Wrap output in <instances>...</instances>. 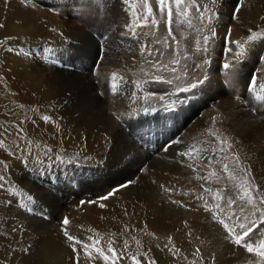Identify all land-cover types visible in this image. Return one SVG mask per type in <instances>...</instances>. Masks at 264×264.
I'll list each match as a JSON object with an SVG mask.
<instances>
[{"label":"bare ground","instance_id":"6f19581e","mask_svg":"<svg viewBox=\"0 0 264 264\" xmlns=\"http://www.w3.org/2000/svg\"><path fill=\"white\" fill-rule=\"evenodd\" d=\"M39 1L62 4L69 9L76 0ZM107 1L116 5L117 12L115 13L111 9L110 20L104 22V25L102 24L99 29L84 34L85 37L82 34L80 40L75 35L76 33H66L67 31L64 32V30H56L53 38L48 37L47 29L50 26L44 16L27 11L21 0H0V49L5 47L0 54V70L4 79L10 83H7L9 86L0 87L1 121L3 122V115L11 117L13 121L19 123H16L17 128L28 131L33 138H38V141L39 139L44 140L47 146L60 151L67 149V152L68 150L79 152L81 148H91L93 143L101 141L96 149L88 151L86 155L79 152L76 156L77 160L73 161L74 164L63 169L64 166L59 163L61 157L58 156L53 155L44 160L24 158L18 129L0 125V141L3 142L0 144V152L5 151L13 154L14 160L11 159L12 161H10L11 166H13L10 172V180L18 187L17 189L4 188L0 193L2 198H5V204L2 200V206H0V225L5 226L3 228L5 232L0 228V264L5 263L4 256L11 264L17 261L19 264H77V257H79V264H105V261L92 248L89 251H92L96 260L89 261L84 256L82 244L91 245L95 240L100 241L96 247H100L109 256L111 253L107 252L108 242L112 241V247L116 250L117 255L123 257L118 259L116 264H132L128 256L132 253H138L136 249L132 248L135 241L133 236H143L150 239L148 244H144V247L151 249L155 256L160 257V260L158 259L159 264H168L173 260L176 264H248L249 261H252L253 264H257V262L264 264V261H261V258L255 253H248L246 248L235 245L230 239L225 240L224 236L227 234L224 232L223 226L217 222L218 219H224L229 223L227 211L230 210V207L223 195L235 196L239 200V196L242 194L240 191V184L242 183L235 184L238 179L244 178L242 173L236 179H229L227 174L232 170H241L245 167L253 181L264 180V150L262 152L256 151L257 154L254 153V156L251 154L245 165L242 163L237 166L232 161L227 172L224 171V165L227 162L221 154L214 152L208 155L200 153L197 155L196 153L200 149L197 144L189 148L192 156L194 155L193 159L181 156L179 160L174 161L173 165L161 163L158 166L155 165V154L153 155L145 147L151 144L139 136H135V139L128 136L131 117L135 115L133 111L144 103L159 100V97L165 92L168 93L170 88L169 84L156 82L154 79L143 75L140 68L141 66L145 68L147 65L144 63L147 59L146 56L141 58H144V61L138 58L140 61V63L137 61L138 64L128 63L130 60L128 58L134 59V54L139 51L141 46H147L150 50H164L173 53V55L177 50H183L185 53L189 50L188 55L197 64L201 63L203 59L209 61L200 69L203 73H210L209 71L218 68L224 70L222 65L231 63L237 70L239 80L246 82L252 76V72L244 58L249 55L257 57L264 46L261 45L264 40H258L252 47L246 48L245 55L239 64L236 63L234 52L225 51V47L228 46L226 39L228 29L231 28H228V19L223 14L232 15L237 0H224L223 3L219 0H215V3H212V0H200L201 4L211 7L215 13L211 20V24L217 33L214 38L208 33L207 20L203 24V31L196 30L195 26L200 25L198 19L193 20L194 27L189 28L188 20L191 18V11L189 17H185L182 14H177V9L172 5L174 12L172 28L175 39L168 37L166 15L161 20L159 28L151 25L149 21L148 27L137 29L139 35L136 37L131 35L129 26L144 23L139 18L141 11L146 13L144 0ZM148 5L153 8L156 18L160 20L157 0H148ZM120 11L122 12L120 13ZM206 16H211V13H206ZM261 17H264V0H244L238 18L248 28L258 32L256 24L261 20ZM231 30V40L243 41L250 35V33H244V29L243 31L239 28H232ZM144 32H155L156 35H143ZM203 35L210 36L209 50L197 53L196 42L201 40ZM157 38L162 41L167 39L171 48L164 49L163 44L155 43ZM174 41L178 45L174 46ZM184 43L188 45V48L185 47ZM9 47L13 51L9 52ZM61 47L67 48L66 50L71 49L81 59L91 62L100 59V62H104V64H109L110 58L107 52L117 55L116 58L119 57L118 66H113L121 72L116 75L117 80L115 81L120 89L118 93L114 95L111 91L112 77L93 80L92 78L75 76L76 78H61V83L57 82V78H38L41 76L40 69L42 68L38 67L37 63L30 62L36 52L40 50L44 54V58H47L51 52L49 57H52V63H57L56 58ZM231 47L235 49L234 44ZM90 50L93 52L90 53ZM101 50L102 55L98 58ZM235 51H239V49H235ZM145 53L148 56V53ZM224 55L226 59L222 58ZM176 57L178 58V56ZM120 59H122L121 62ZM220 59L224 61L219 62ZM46 60H43V65H45ZM187 63L191 64L189 60ZM121 77L123 78L122 81L120 80ZM137 80L142 85L140 89L135 87L134 82ZM207 83L215 84L217 82L208 79ZM215 88L220 91L222 85L217 83ZM246 92L244 90L239 96L236 105L248 103L255 107L257 100L252 97L247 99ZM215 101L216 97H207L198 106L199 110L204 113L205 119L207 118L206 120L212 119L214 112L220 115V106L214 104ZM186 103L185 98L184 104ZM157 104V107L148 111L152 110V116L155 115L154 111H157L158 117L167 120V117L163 118L165 116L162 114L163 104L159 107ZM164 104L166 105V102ZM181 105L182 102H177L174 111L180 110ZM90 107L99 109V111H107L108 116L110 114L113 117H115L114 114L123 115L119 120L114 118L115 125L108 133L107 130H99L92 137L93 139H90L88 137L91 128L89 124L90 115L88 117L85 112ZM207 107L208 109H206ZM259 109L260 106L257 105V108L252 109L250 114L258 115L261 112ZM187 115L182 116V125L188 120L189 115ZM43 116H48L50 119L45 121L42 119ZM168 117L172 118L173 115L171 114V117L168 115ZM231 128L235 130L234 134L241 138L246 134L247 128L244 126ZM173 129L174 127L169 130L168 127L161 132L159 130L153 131L151 134L155 135L157 139L159 136L165 138L169 133H172ZM222 129L226 131L224 127ZM254 133L252 135L257 136V138L254 137V140H251L247 146L253 152H255L254 149L257 145L254 141L264 142L262 132L255 131ZM101 135H105V137ZM155 138L152 140L157 141ZM204 140L210 146H217L218 140L213 136ZM167 143V147L173 145L174 140ZM201 146L205 148L203 143ZM160 148H164L163 144ZM175 148L171 147L168 152H185V149L181 147ZM3 161L7 165L6 171L8 172L10 164L6 160ZM189 163L193 165V168L187 166ZM141 168L144 170V174L151 173L156 169L160 170L164 180L177 186L176 188L180 193H184L187 188L198 189L199 191H195L197 198L200 199L199 197L203 196L202 200L206 198L207 201L211 202L212 212L214 210L216 215H220V217L217 216V219H214L212 212L205 211V205L200 200L199 205L201 206L195 207L196 202L186 204L182 197L183 194L180 195L179 192L175 194L170 193V191L161 192L158 189L148 187L145 183H139L137 179L139 177H136V174ZM209 173H215L213 178L209 176ZM84 174L88 176V179L82 182L79 180L81 186L78 185V187L81 188L78 191H73L71 182ZM197 176L208 177V179H197ZM51 177L54 178L53 185L48 182ZM246 179L248 182L251 180ZM133 180L136 183L121 189L108 200L99 199L104 190L109 192L113 188ZM214 181L216 183H213ZM46 188L47 190H44ZM29 195L33 198L32 202L27 200ZM174 195L179 201L178 205L167 204L169 200L166 197L170 198ZM81 201L85 203L81 204ZM66 203L74 211L69 218L70 234L82 242L75 245V252L72 242L66 240L62 231L64 229L60 227L62 220L66 217L61 214L60 205ZM101 203L105 204L106 207H99ZM217 204L219 208L215 207ZM25 205H30L31 211L24 207ZM231 210L235 209L231 208ZM249 217L251 220L256 219V216L249 215ZM30 220L36 224L33 226L34 229L27 224ZM137 229L141 232L133 235ZM38 230L42 231V235L36 238ZM17 232H21L22 235L18 236ZM259 233L260 237L252 242L254 247L260 243L261 239H264V230H260ZM90 237L91 239H89ZM169 237L172 238L171 243H169ZM65 241L70 244L71 253L69 255L64 245ZM203 241L208 244V247L204 245ZM125 242H127V248H125ZM38 245L41 251L38 256H35L32 248H36ZM169 248H178L179 253L170 252L168 251ZM19 252H25L26 256L18 254ZM108 264L111 262L109 261Z\"/></svg>","mask_w":264,"mask_h":264},{"label":"rangeland","instance_id":"374dc122","mask_svg":"<svg viewBox=\"0 0 264 264\" xmlns=\"http://www.w3.org/2000/svg\"><path fill=\"white\" fill-rule=\"evenodd\" d=\"M21 1H22V5L27 9V11L32 12V13L37 14V15H40V16H44L46 18L45 20L48 21L49 26H50V28L47 29L48 37H51V38L54 37L56 30H64V32L67 31L66 33H70V32H73V34L76 33L75 35L78 36L79 39L81 40L82 34H83V37H85L84 34H86L87 32H90V31L93 32V31L99 29V27L102 26V24L104 25V22L110 20L111 9L115 13L117 12L116 5L110 4L107 0H76L73 2L72 6H70L69 9H67L65 5H62V4L59 5L57 3H51L49 1H44V2L39 1V0H21ZM219 1L221 3L224 2V0H219ZM121 12L122 11H120V13ZM223 15H224V17H226L228 19V23H227V24H229V25H227L228 28H231V29L232 28H234V29L239 28L242 31L244 29V33H246V34L250 33L249 32L250 28H248V26L246 24H244L243 21L240 20V18L233 20L232 19L233 14L232 15L231 14H229V15L223 14ZM256 26H257L256 28H257L258 32L261 31L262 29H264V20H262V19L259 20V22L256 24ZM36 32L40 33V31H38V30H36ZM49 33H50V36H49ZM8 44H10V43H8ZM184 44L186 45V43H184ZM173 45L175 46L178 44L176 41H174ZM261 45H264V41H263V43L261 42ZM185 47L188 48V45H186ZM4 49H5V47H2L0 49V54H2ZM66 49L67 48H65V47L60 48V52L58 53V56L56 58L57 63H55V62L52 63V57L51 56L49 57L51 52H49V55L47 58H44V54L41 53L40 50H38L36 52L35 56L31 59L30 62L34 63V64L37 63L36 65L38 67L42 68V69H40L41 70V76L38 78H57V82L61 83V78H76V77L80 76L83 78H92L93 80H96V78H111L113 73H116V75L121 73L120 71H117L116 68L113 66V65L118 66L117 63H119V57L116 58L117 55H115L113 53L108 54V52H107V55L110 58L108 61L109 64H104V62L103 63L100 62V59H96L93 62L88 61L86 59H81L77 56L75 51H74L75 53H73L71 49L70 50H66ZM114 49L117 50L116 48H114ZM90 51H91L90 53L93 52V50H90ZM261 51L257 57H252L251 55H249V56H246L247 58L246 57L244 58V61L246 62L248 68L252 72V76L249 77V79L246 80V82L239 80L237 70H235L234 67H232L228 70H225V69L220 70L221 68H218L217 70L209 71L210 73H207V72L203 73L202 70L198 69V71H196L194 74H191L192 78H194V79H192V82H195V78H203L204 75H207L210 80H215L218 84L222 85V89L220 91H217V89L215 88V85L217 83L213 84V83H207L206 82L199 89L193 90L195 95H193V92L181 93V92H179L177 85L187 86V82L190 78L189 75H182L181 74L182 75V81H177L174 79V77L169 72L162 71L161 73H159L160 75L164 76L165 78H173V84L170 85V88L168 91L169 94L165 92L162 94V96L165 97L164 100L161 101L159 99L157 101H152L150 103H144V104L140 105L136 110L133 111V113L135 115H133L131 117L132 120H131L129 129H128V131H129L128 136L130 138H134V139H135V136L141 137L142 140L146 139L148 141V143H150L151 145H148L145 147L153 155L155 154L154 155L155 160H156L155 165H158V166H160L161 163H168V164L173 165L175 160L177 161L180 159L179 158V157H181V155L179 153L180 151L168 152L171 147H176V148L181 147V148L185 149V152H188L190 146L193 147L195 144L200 146L199 152L196 153L197 155L199 153L202 155H208L210 153L216 152L218 154H221L222 157L224 159H226L228 166H229V164L230 165L232 164V161L236 164V161H235L236 157L239 158L240 164L243 163L245 165V162L247 161L248 157L251 154L254 156V153L257 154L256 151L259 150L262 152L264 150V148H263L264 142L259 141V140L254 141L255 145L257 144L255 146V149H254L255 152H253L250 148H247V146L249 145L248 143L251 140L253 141L254 137L257 138V136H255V135L253 136L252 133L257 131V132H262V134H264V110H263L264 109V99L263 100L262 99H260V100L256 99L257 96H263L264 95V87L257 86L254 88V91L252 93H248V91H247V88H248L253 76H258L260 79V84L264 85V76H259V74H264V60L260 59V57L264 56L263 55L264 54V46L262 47ZM174 53H175V56H178V58L183 57L185 55L189 56L188 55L189 50L186 51V53L183 50H181V51L177 50ZM98 55H99L98 58L101 57L102 50L99 52ZM134 55H135L134 59L128 58V59H130L128 61V63H137V61L139 59L144 61V58L141 59L142 55L140 54V51L136 52ZM143 56H146L148 60H154L155 61V60L159 59L161 63L168 64L169 67L173 66L169 63V60H170L169 52L165 51V55L163 57H160L158 50H152L151 56L148 55L149 56L148 57L146 53ZM222 58L226 59V56L224 55V56H222ZM45 59H47V60L45 62V65H43V63H44L43 60H45ZM223 59H220L219 62H222ZM121 61H122V59H120V62ZM189 61L191 62V64L196 63L191 59ZM138 63H140V61H138ZM182 65H183V61L181 60V65L175 66L177 68L178 74H179V69ZM0 69H1V66H0ZM145 70L149 71L152 74V76L156 75L155 69H152L151 65L147 64L145 66ZM7 83H9V82L6 79H4V77L1 75V70H0V87H3V85L7 86L8 85ZM244 90L247 91L246 92L247 99L252 97V98H255L257 100L256 101L257 104L255 103V107H253L251 104H248V103H243V105H240V104L236 105V103L238 102L237 97H239L243 93ZM211 96L216 97V101L214 102V104H218L220 106V113H219L220 115H217V113L214 112V115L211 117V118L217 117V121L215 124H213L212 119L206 120L207 118L205 119L204 113L202 111H200L199 107H198V106H200L202 100L207 99V97H211ZM185 98L187 100L186 104H184ZM165 102H166V105L164 104ZM177 102H182V105H181L180 110L174 111V109L176 108L175 105L177 104ZM156 104L158 105V107L162 106V104H163V108L165 110L163 109L162 114L165 115V116H163V118H165V117L168 118L167 120H164V119H161L160 117H158L156 115L157 111H154L155 115H153V116L151 115L152 110L147 111V112L144 111V108H148L150 110V109L157 107ZM167 105H171L172 109L169 110L168 107H165ZM257 105L260 106L259 111H261V112L258 111L259 112L258 115L254 114V113L250 114V111H252V109H254V108H257ZM152 106H154V107H152ZM206 109H208V107ZM207 111H209V110H207ZM85 112L88 114V117L90 115L89 124H90L91 128H90V131L88 133V137L90 139H93L92 137H94L96 132L98 133L99 130H107V133H108L109 130L111 128H113V126L115 125V122H114L115 117H113L112 114H110V116H108V114H106L107 111L106 112L99 111V109L96 110L94 107H90L87 110H85ZM171 114L173 115V117L169 118L168 115L171 117ZM183 115L184 116L187 115L189 118L182 125V116ZM2 119H3V122L0 119V122H1L0 125L4 126L6 128L7 127H10V128L15 127L16 129H18L19 135H20V140L22 142L21 143V145H22L21 150L24 153V158H34L37 160H44V159L50 158V156H53V155L58 156V157H61V159H62V160L61 159L59 160L60 161L59 163L64 166L63 169L70 167L72 164H74L73 161L77 160L76 156L79 154V152L86 155L88 151L96 149L99 146V143L101 142V141H97L96 143H93L91 148H81V150L79 152H75L74 150H68V152H67V149H66V151H60V150H57L54 147H51L49 145L47 146L46 142L44 140L39 139V141H38V138H33L29 134L28 131H26V130L23 131V130L17 128L16 126H18L17 124H19V123L13 121V119L11 117H8L7 115H3ZM179 126H181V127H179ZM233 126H244V127H246L247 128L246 134L242 138L239 135H235L234 134L235 130L233 128H231ZM168 127H169V130L172 127H174V129H173L172 133H169L168 136L165 138H164V136H159L157 139V138H155V135L151 134V132H153V131L159 130V132H161V130L166 129ZM222 127H224L226 129V131H224L222 129ZM210 128L213 130L217 129L220 134L223 133L222 135H224V136L221 135L222 138H220V140L217 141L216 147L210 146L206 142V140H204L205 138H208L209 136H211V135H209V132H208V130ZM219 133H218V135H220ZM140 134H145V135L141 136ZM101 136L105 137V135H101ZM152 138L157 139V141L152 140ZM225 139L227 140V144L231 145L230 148L226 144L222 143V141ZM165 140H167V141H165ZM173 140H174V144L168 145V147H167V144H168L167 142L173 141ZM204 141H205V143H204ZM42 142L44 143V145ZM202 143L205 145V148H207V149L202 148V146H201ZM206 143H207V145H206ZM162 144H163L164 148L161 149L160 147L162 146ZM49 150H51V151H49ZM11 159L14 160L13 154H11L9 152H5V151L0 152V160H2V161L6 160L10 164V161H12ZM0 167H2V166H0ZM12 167L13 166H11V164H10V168H9L8 172L5 170V172L3 173L6 176V179L2 183L5 185L6 189L7 188H11V189H13V188L17 189L18 188L10 180V177H11L10 172L12 171ZM230 169L232 170L233 168H230ZM244 169H245V171L236 170V169L232 170L229 174H227V177L229 179H233V178L236 179V177H238V175H240L242 173V176L244 178L238 179L235 184L243 183L245 180H247L246 178L251 179L250 182H248V185L250 187V190L251 191L253 190L252 195L255 199L256 205L258 207L264 209V204H260V202H259L260 198L264 197V180L253 181L251 176L249 175V173L246 171L245 167H244ZM53 177L49 178L50 181H48L51 184L54 183ZM136 177H139V178H137L139 183H145L148 185V187H150L152 189H158L161 192H165L164 188H168V189H170V193L175 194V193L179 192L178 194H180V195L183 194V193H180V191L176 188L177 186L170 184L164 180L160 170L156 169V170L152 171L151 173L144 174V170L141 168L137 171ZM212 178H213V176H212ZM86 179H88V176H86L84 174L79 179L72 181L70 184L72 190L78 191V189L81 188V187H78V185H80L79 180H81V182H82ZM213 183H216V182L214 181ZM161 185H163L164 188H162ZM248 185H247V187H248ZM2 190L3 189H0V193ZM44 190H47V188ZM195 191H199V190L187 188L184 191V193L185 192L188 193L187 196H185L184 194L182 195L185 203L186 204H193L196 202L195 207H200L201 206V205H199L200 201L203 202V205H205L204 202H207V205L211 206L213 209L212 203L207 201L206 198L204 200L198 199ZM104 192L108 193V191L104 190L102 193V196L106 195V193H104ZM122 192H124V191H122ZM189 193H191V194H189ZM197 195H199V192H197ZM192 196H194V197H192ZM167 197H166V199L169 200V201L166 200L169 202L167 204L178 205V203H172L171 202L173 200L178 201L175 198V195L173 197H170V198H167ZM223 198H225V200L228 203V206L230 207V210L227 211V214H228L227 219L229 220V224L234 226L236 231L239 232L240 229L238 227V223L244 222L247 224V222L249 220H251L249 215L247 216V220L244 219V215L247 213H250L252 211L251 206L247 205L246 203H240L239 200H237L236 203L229 205V199L231 198V196L223 195ZM2 200L4 201V204H5V198L3 199L2 196L0 195V206H2ZM231 208L235 209V210L232 211ZM241 208L244 209L243 213L241 212ZM60 209H61V214L65 215L68 219L71 218V214L74 212L72 207L67 203L61 204ZM213 212H214V210H213ZM228 212H230V213H228ZM219 217H220V215L218 216V218ZM222 217L224 218V215ZM237 217L239 218V220H237ZM27 224L30 225L31 228H33V226L36 225V224H34V222L32 220L28 221ZM61 225H60V227H63L62 229H64V226L63 225L61 226ZM0 228L3 230V228H5V226L0 225ZM67 230L70 233V226L69 225L67 226ZM62 231L64 234V230H62ZM259 231L260 230H257L256 232H254L251 235L250 238H246V239H248L249 242L252 243L255 239H257V237H260ZM140 232L141 231L139 229H137L133 232V235H137ZM17 235L21 236L22 234H21V232H17ZM41 235H42V231L38 230L36 233V238H39ZM133 238L135 241L132 245V248L136 249L137 251L136 250L135 251L140 254V255L138 254L139 256L137 255V259L140 260L141 264H148L149 259L155 260L156 264H159L158 259L160 260V257L155 256L154 253L151 251V249L144 247V244L145 243L148 244L150 239L143 237V236H133ZM136 240L140 241L139 245L136 244ZM213 241H214V238H213ZM203 242H204V245L208 247V244H206L205 241H203ZM214 244H216V243L214 242ZM64 245H65V247L68 251V255H69L71 253L70 244L67 241H65ZM243 248H245V247H243ZM32 251H33V255L38 256L41 249L39 248V245H38L36 248L33 247ZM18 254H22V255L26 256L25 252H19ZM134 254H137V253H132V255H134ZM144 254H146V255H144ZM130 256L131 255L128 256V259H130ZM6 258L7 257L4 256L3 259H4L5 263H3V264H11V263H9L8 260H6ZM93 260H96V258H94ZM14 264H19V262L17 261ZM168 264H176V263H175V260H173L172 262H169ZM182 264H185V263H182Z\"/></svg>","mask_w":264,"mask_h":264},{"label":"snow or ice","instance_id":"6c2138e0","mask_svg":"<svg viewBox=\"0 0 264 264\" xmlns=\"http://www.w3.org/2000/svg\"><path fill=\"white\" fill-rule=\"evenodd\" d=\"M212 3H215V0H212ZM157 4L159 6V13L161 16L160 20H158L156 18L155 13L153 12V8L148 5V0H144V6L146 8V13L143 11H141L139 13V18L141 20H143L144 23L143 24L137 23L134 26H129V30H130L131 35L133 37H136L137 35L140 34L137 32L138 28L148 27L149 21H150L151 25H155V26H157V28H159L161 20L166 15L167 27H168V37L175 39L174 34H173V28H172V25L174 23V12H173L172 5H174L175 8L177 9V14H182L185 17H189V13L191 11V18L188 20V27L189 28L194 27L193 20L198 19L200 21V25L195 26L196 30L197 31H203V24L207 20L208 33L210 34V36L212 38H214L216 36L217 33L211 24L212 17L215 16V13L213 12L211 7H206L205 4H201L200 0H157ZM243 5H244V0H237L235 9H234V12L232 15L233 20L238 18V15L241 13ZM206 13H211V16H206ZM261 19L264 20V17H261ZM231 31H232L231 29H228V36L226 38L228 46L225 47V51L229 52V53L234 52L235 56H236V63L239 64L241 59L245 55L246 48H250L253 46V44L256 41L264 39V29H262L259 32L253 31L252 29H249L250 35H248L247 39L243 40V41L231 40ZM142 34L143 35H153V36L156 35L155 32H144ZM210 36L209 35H203L202 39L196 42L197 43V48H196L197 53H199L200 51L207 52L209 50ZM155 43L163 44L164 49H170L171 48V45L168 43L167 39H164L162 41L161 39L157 38L155 40ZM233 44L235 45V49H239V51H235V49H233L231 47V45H233ZM8 51L11 52V51H13V49L11 47H9ZM139 51H140V54L142 56L145 54V52H147L149 56L152 55V50L148 49L147 46H141ZM164 55H165V51L160 50L159 56L163 57ZM169 56H170L169 63L171 65H173L172 67H169L168 64L161 63L159 59H157L155 61L146 59L144 61V63L151 65V68L155 69L156 75L152 76V74L149 71L145 70V68L143 66H141L140 71L143 73V75L145 77H149L150 79H154L156 82L166 83L169 85L173 84V78H165L164 76L160 75L159 73H161L162 71L169 72L174 77V79L177 81H182V75H189L190 78L187 82V86L177 85L178 90L181 93L193 92L194 89H199L202 85H204L208 81L209 78L207 75H204L203 78H195V82H192V76H191V74H194L198 69H202L204 65H207L209 63V61L207 59H203L202 62L199 64H197V63L188 64L187 61L191 59V56L185 55L183 57L177 58L175 55H173V53H169ZM260 59L264 60V56L260 57ZM181 60H183L184 63L180 67L179 74H178L177 68L175 66L181 65ZM233 66L234 65L231 63H224L222 65V67L225 70H228V69L232 68ZM259 76H264V74H259ZM116 80H117L116 73H113L112 74L113 83L111 84V91L114 95L117 94L118 91L120 90L118 84L115 82ZM120 80L122 81L123 78L121 77ZM134 83H135V87L137 89L141 88L142 85H141L139 80L135 81ZM257 86L264 87V85L260 84L259 77L253 76L251 79V82L247 88V91L249 93H252L254 91V88ZM101 95H104V93H101ZM133 95H135V94H133ZM193 95H195L194 92H193ZM159 99L162 101L165 99V97L160 96ZM237 99H239V97H237ZM256 99H258V100L264 99V96H257ZM167 107L169 108V110L172 109L171 105H168ZM148 110H149L148 108H144L145 112H147ZM121 115H123V114H120V115L114 114V116L117 120H119L121 118ZM42 119L45 121H48L50 118L48 116H43ZM216 121H217V117H213L212 118L213 124H215ZM208 132H209V135L215 137L217 140H220L222 134L218 135V130H213L210 128L208 130ZM2 143L3 142L0 141V144H2ZM222 143L226 144L229 148L231 147L230 144H227L226 139L223 140ZM49 151H51V150H49ZM180 155L182 157H187L189 159H193L191 151L182 152V153H180ZM235 161H236L237 166H239L240 161H239L238 157L235 158ZM0 166H2V167H0V189H4L5 185L2 182L6 179V176L3 173L7 169V165L5 164L4 161L0 160ZM187 166L189 168H193V165L191 163H189ZM193 170H195V169H193ZM224 171H226V172L228 171V165L227 164L224 165ZM241 171H245V169L241 168ZM214 175H215V173H209V176H214ZM197 179H208V177L197 176ZM134 183H136V181L133 180V181H128L127 183L121 184L118 187L110 190L106 195L99 197V199L102 201H106L109 198L115 196L121 189L128 188ZM247 184H248V181L245 180L240 185V191L242 194L239 196V201L242 203H246L247 205H250L251 209H252V211L250 213H247L244 215V219L247 220L248 215L256 216V219L255 220H249L247 222V224L244 222H239L238 223V227L240 229L239 232H237L235 227L230 225L229 223H227L224 219H218L217 222L223 226V229L227 233V235L224 237L225 240L230 239V241L232 243H234L235 245L245 247L246 251L248 253H255L257 256H259L261 258V261H264V239H261L260 243L256 247H254L253 244L250 243L248 239H246V238H250L251 235L254 232H256L257 230H264V227H262V226H264V209H262L256 205L255 199H254V197L250 191V188L245 186ZM161 187L164 188L163 185H161ZM164 191L169 192L170 189L164 188ZM183 194L185 196L188 195L187 192H185ZM199 198L203 199V197H199ZM32 199L33 198L30 195L27 197V200L29 202H32ZM171 202L172 203H179L178 201H175V200H173ZM236 202H237V198L235 196H233L229 199V205L236 203ZM259 202H260V204H264V197H261ZM84 203H85L84 201H81V204H84ZM24 207H27L28 210L31 211L30 205H25ZM99 207L104 208V207H106V205L101 203L99 205ZM215 207L219 208V205L217 204V205H215ZM205 211L212 212V207L208 206L207 202H205ZM241 212L242 213L244 212L243 208H241ZM212 215H213L214 219H217V215L215 212H212ZM237 220H239L238 217H237ZM61 223L64 226V236H65L67 241L72 242L73 251L75 252L76 251L75 245H79L82 242L78 238L74 237L73 235H71L68 232L67 226L69 225L70 221L67 217H65ZM148 234L151 235V233H148ZM89 239H91V237ZM171 239H172L171 237L168 238L169 243H171ZM99 243H100L99 240H95V241H93V243L91 245H89L87 243L82 244V247L84 249V256L87 260L91 261L92 259L95 258V257H93L92 251H89L90 248L94 249L95 253H97L98 256L105 261V264H108L109 261L111 262V264H116L118 259L123 258V257H119L117 255L116 250L112 247V241L108 242V248H107V252L111 253V256L105 254V252L100 247H96V245H98ZM136 244L139 245L140 241L136 240ZM165 247H167V245H165ZM125 248H127V242H125ZM168 251L174 252L175 254L179 253L178 248H169ZM197 252H199V249H197ZM138 254L139 253L130 256L132 264H141L140 260L137 259ZM144 255H146V254H144ZM77 264H79V257H77ZM148 264H156V261L149 259ZM248 264H253V262L249 261ZM257 264H261V262H257Z\"/></svg>","mask_w":264,"mask_h":264}]
</instances>
